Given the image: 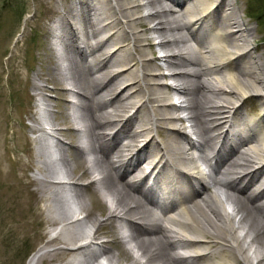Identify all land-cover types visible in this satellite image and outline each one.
Masks as SVG:
<instances>
[{"label": "bare ground", "instance_id": "bare-ground-1", "mask_svg": "<svg viewBox=\"0 0 264 264\" xmlns=\"http://www.w3.org/2000/svg\"><path fill=\"white\" fill-rule=\"evenodd\" d=\"M55 3L20 123L57 232L25 264H264V59L236 1Z\"/></svg>", "mask_w": 264, "mask_h": 264}, {"label": "rangeland", "instance_id": "rangeland-1", "mask_svg": "<svg viewBox=\"0 0 264 264\" xmlns=\"http://www.w3.org/2000/svg\"><path fill=\"white\" fill-rule=\"evenodd\" d=\"M235 1L239 14L256 37L254 52L264 59V18L257 20L247 14L250 0ZM55 5V0H0V264H25L37 246L50 233L57 232L47 233L43 202L35 196V186L31 182L36 169L30 165V157L25 151L29 143L21 136L29 137L31 133L20 123H30L26 117L31 108L27 78L31 79L32 72L38 70L39 58L46 51L47 27L56 14ZM145 12L146 9H142V13ZM146 35L156 40L153 33ZM188 42L194 44L192 40ZM144 47L150 56L147 44ZM154 49L155 54L163 53L157 46ZM155 63L160 65L159 71L170 70L161 60ZM160 80L173 83L165 76ZM172 98L177 102L176 94ZM257 99L251 97L248 100L252 103L246 106L250 108L253 104L256 111L253 116L256 117L261 111ZM81 191L86 194L85 190ZM89 205L97 212L92 200Z\"/></svg>", "mask_w": 264, "mask_h": 264}, {"label": "trees", "instance_id": "trees-1", "mask_svg": "<svg viewBox=\"0 0 264 264\" xmlns=\"http://www.w3.org/2000/svg\"><path fill=\"white\" fill-rule=\"evenodd\" d=\"M251 5L248 6V15L255 19L264 18V0H250Z\"/></svg>", "mask_w": 264, "mask_h": 264}]
</instances>
